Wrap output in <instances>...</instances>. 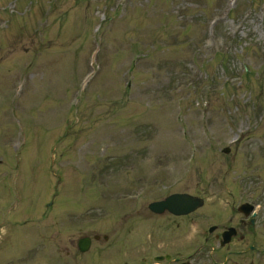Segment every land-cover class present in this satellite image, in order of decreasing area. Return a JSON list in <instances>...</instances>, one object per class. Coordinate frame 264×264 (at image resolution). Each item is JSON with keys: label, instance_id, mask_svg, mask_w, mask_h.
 <instances>
[{"label": "rangeland", "instance_id": "1", "mask_svg": "<svg viewBox=\"0 0 264 264\" xmlns=\"http://www.w3.org/2000/svg\"><path fill=\"white\" fill-rule=\"evenodd\" d=\"M248 185L264 0H0V264H136L148 202Z\"/></svg>", "mask_w": 264, "mask_h": 264}, {"label": "flooded vegetation", "instance_id": "2", "mask_svg": "<svg viewBox=\"0 0 264 264\" xmlns=\"http://www.w3.org/2000/svg\"><path fill=\"white\" fill-rule=\"evenodd\" d=\"M251 187L248 185L237 196L226 192L229 198L232 197L230 207L226 217L219 221L216 220L219 213H205L208 210L206 198L211 196L208 186L204 196L192 194L200 198L202 204L185 214L176 215L168 210L156 214L148 209L150 202L161 200L170 193L148 202V213L155 218H164L165 222L151 227L156 234L151 232L147 238L137 241L136 264H264V188L256 191V187L254 190ZM85 236L90 245L108 239V235L97 233L80 237ZM193 240H197V246L191 250ZM186 245H191L188 251ZM76 248L79 250L77 244Z\"/></svg>", "mask_w": 264, "mask_h": 264}, {"label": "water", "instance_id": "3", "mask_svg": "<svg viewBox=\"0 0 264 264\" xmlns=\"http://www.w3.org/2000/svg\"><path fill=\"white\" fill-rule=\"evenodd\" d=\"M228 151V149H225ZM201 204V200L194 198L187 194H171L161 201H155L149 204V208L156 212L161 213L165 209L174 214L188 213ZM89 241H82L79 244L81 250L88 247Z\"/></svg>", "mask_w": 264, "mask_h": 264}]
</instances>
